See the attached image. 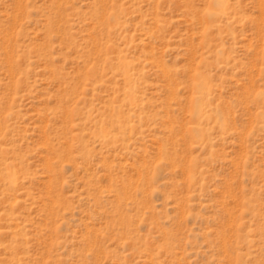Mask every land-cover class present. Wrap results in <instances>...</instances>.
<instances>
[{"label":"rangeland","instance_id":"rangeland-1","mask_svg":"<svg viewBox=\"0 0 264 264\" xmlns=\"http://www.w3.org/2000/svg\"><path fill=\"white\" fill-rule=\"evenodd\" d=\"M0 264H264V0H0Z\"/></svg>","mask_w":264,"mask_h":264}]
</instances>
